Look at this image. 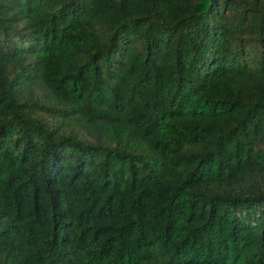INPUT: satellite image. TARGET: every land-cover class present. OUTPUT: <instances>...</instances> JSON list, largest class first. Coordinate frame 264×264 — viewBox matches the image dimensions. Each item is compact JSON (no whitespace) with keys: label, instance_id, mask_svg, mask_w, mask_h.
<instances>
[{"label":"trees","instance_id":"16d2710c","mask_svg":"<svg viewBox=\"0 0 264 264\" xmlns=\"http://www.w3.org/2000/svg\"><path fill=\"white\" fill-rule=\"evenodd\" d=\"M0 264H264V0H0Z\"/></svg>","mask_w":264,"mask_h":264}]
</instances>
